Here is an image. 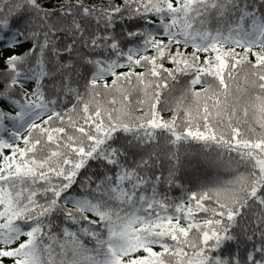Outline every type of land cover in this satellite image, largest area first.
<instances>
[{
	"label": "snow or ice",
	"instance_id": "obj_1",
	"mask_svg": "<svg viewBox=\"0 0 264 264\" xmlns=\"http://www.w3.org/2000/svg\"><path fill=\"white\" fill-rule=\"evenodd\" d=\"M0 264H264V0H0Z\"/></svg>",
	"mask_w": 264,
	"mask_h": 264
}]
</instances>
